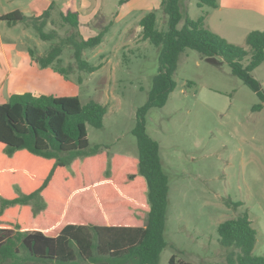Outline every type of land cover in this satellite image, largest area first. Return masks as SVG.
<instances>
[{"label":"trees","instance_id":"1","mask_svg":"<svg viewBox=\"0 0 264 264\" xmlns=\"http://www.w3.org/2000/svg\"><path fill=\"white\" fill-rule=\"evenodd\" d=\"M218 1L197 3L217 8ZM162 5L168 15L166 30L158 29L155 11L140 20L142 39L161 51L153 88L137 110L132 131L138 156L111 153L101 145L90 148L87 125L101 128L108 111L101 102L83 103L78 95L26 92L0 103V264H159L167 246L170 187L160 144L147 132L146 115L167 103L187 48L227 61L232 73L264 103V91L252 75L264 62V30L248 33L246 49L207 27L204 15L184 19L180 0H162ZM52 7L40 16L15 10L0 19L9 24L26 22L43 40L60 39L37 57L42 67L57 62L55 71L68 77L73 67H64L61 55L70 45L80 70L100 69L103 63L91 64L84 51L101 44L108 27L85 38L78 31L79 12L68 10L61 14L62 23L77 31L60 38L56 30L45 31ZM262 103L253 110H260ZM218 232L223 246L236 249L227 254V264H264V255L254 253L257 230L247 211L219 223ZM169 262L192 264L176 262L174 256Z\"/></svg>","mask_w":264,"mask_h":264},{"label":"rangeland","instance_id":"2","mask_svg":"<svg viewBox=\"0 0 264 264\" xmlns=\"http://www.w3.org/2000/svg\"><path fill=\"white\" fill-rule=\"evenodd\" d=\"M54 1L45 31L56 30L60 38H66L77 30L62 23L61 14L68 10L64 0ZM74 2L76 8L71 7L79 11L78 31L83 37L108 27L103 42L84 51V59L103 66L94 72L80 70L73 48L66 45L61 59L64 67H73L68 77L55 71L57 62L42 67L37 57L45 55L60 39L43 40L32 25L18 22L11 30L16 42H7L6 50L26 60L10 75L0 101H8L12 94L31 92L78 95L83 103L101 102L108 111L101 128L87 125L90 148L101 145L111 153L138 156L137 137L132 131L137 110L148 101L153 88L161 51V47L142 39L140 20L155 11L158 29L166 30L168 15L162 0ZM180 3L184 19L204 15L212 30L246 49L247 34L264 26L256 24L244 10L248 5L253 9L249 1L222 0L221 9L201 7L197 0ZM249 58L243 60L245 65ZM252 75L264 91V62ZM174 79L176 88L167 103L151 108L146 115L147 132L160 144L170 187L167 246L159 264H170L172 256L176 262L227 264V254L236 249L221 244L218 225L245 211L257 230L254 253L264 255V103L232 73L227 61L218 58V62H210L195 49L187 48L181 54ZM260 103L262 108L253 110Z\"/></svg>","mask_w":264,"mask_h":264},{"label":"crops","instance_id":"3","mask_svg":"<svg viewBox=\"0 0 264 264\" xmlns=\"http://www.w3.org/2000/svg\"><path fill=\"white\" fill-rule=\"evenodd\" d=\"M245 1L247 3L249 1L253 9H250V6L248 5L244 8V10L245 11L247 10L250 13L251 17L255 18L254 20L256 21V24L264 25V0H243V2ZM218 2L219 5L215 9L222 8V0H219ZM55 4L56 1L54 0H0V16L15 10H20L21 12L25 13L27 16H37V14H40L41 12L46 10V8L48 9L50 6H54ZM62 4L65 5L66 7L64 8H68V10L77 11V9H72L71 7L74 6V8H76L75 7L76 3L74 2V0H64ZM239 8L241 9V7ZM205 23H206V19H205ZM18 24L20 23L9 24L5 20L0 19V97L2 95L1 94L2 92H3V96H5L4 89L6 88V83L8 82L10 75H12L16 69L22 67V65L26 60L25 57H20L17 54H15V52L13 51L11 52V55H9L6 50L7 42L9 44H14V42H16L15 40L12 39V37L15 35L11 33V30L14 27H17ZM207 27L209 26L207 25ZM260 28H261L260 30H264V26ZM254 30H258V29H254ZM6 35H8L7 39H6ZM25 76H27L26 73ZM0 103L3 102L0 101Z\"/></svg>","mask_w":264,"mask_h":264},{"label":"water","instance_id":"4","mask_svg":"<svg viewBox=\"0 0 264 264\" xmlns=\"http://www.w3.org/2000/svg\"><path fill=\"white\" fill-rule=\"evenodd\" d=\"M208 61L210 62H218V57L212 56V57H207Z\"/></svg>","mask_w":264,"mask_h":264}]
</instances>
